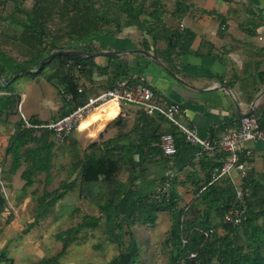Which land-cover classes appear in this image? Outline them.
<instances>
[{
  "label": "trees",
  "instance_id": "1",
  "mask_svg": "<svg viewBox=\"0 0 264 264\" xmlns=\"http://www.w3.org/2000/svg\"><path fill=\"white\" fill-rule=\"evenodd\" d=\"M163 1L0 0L1 92H6L3 91V85H10L19 72L45 75L50 65H56V72L47 76L46 79L50 83H54L56 79V84L63 90L66 107L60 116L62 118L70 114L77 106L84 104L88 95L99 92H96L97 86L93 77L96 73L107 75L110 69L113 70L109 88L116 81L130 77L131 66L127 61L121 58H106L108 64L101 66L97 58L91 56L101 52L97 43H100L101 38L118 36L125 28L136 27L146 32L152 38L154 45L160 40L165 41L166 49L154 51L157 56H163L164 61H170L174 54L180 56L188 52L186 47L180 45L182 33L172 31L162 22L161 16L165 12ZM29 2H31L30 7L27 6ZM179 5L180 3H177V11L180 10ZM10 28L16 33L12 35L7 33ZM147 42L146 40L143 42V47L151 50ZM8 43L25 46L30 51L29 56L23 57L12 52L13 47L10 48ZM6 47H9L8 51H4ZM57 51H75L84 55L64 54L47 59L39 71L27 73L30 70H37L43 59ZM81 88L83 91L80 93ZM104 90L106 89H102ZM17 96L11 91L0 95V120L4 114H7V117L10 114H16ZM69 96L72 97L71 101H67ZM136 115L135 125L129 131H127L129 125L127 119L121 116L116 118V116L109 125L118 126L120 132L117 136L101 142L103 139L101 133L99 138L102 139L90 143L83 152L75 150L78 144L76 134L71 136L67 143L58 145L55 142V133L41 127L47 122L30 119L28 122L37 128L28 129L25 127V120L20 117L14 124L15 131L6 149L4 161L7 162V168H10L4 171L3 179L6 183L8 177L24 167L21 174V178L25 181L21 190L23 195L26 189L35 184L36 177L40 174L46 173V180H50L54 149L68 145L75 150L72 151L74 161L68 177L78 173L84 189L99 187L101 194L98 203H94L93 199L92 203L96 209L98 207L107 215L116 210L125 196V185L118 181L123 166H128L131 183L138 178L141 164L153 162L158 158L167 159L162 146L163 134L158 133L154 124L157 123L156 118L168 121L157 115L149 116L138 108ZM256 115L253 116L258 118ZM170 125L174 131L177 130L174 125ZM108 126L103 132H106ZM174 131L172 133L175 135ZM133 142L136 144L135 147L131 145ZM178 149L179 146L176 144V151ZM136 152L140 155V165H137L134 160ZM216 154L222 155L223 161L210 169L211 174L208 180H211L214 168L221 166L227 158V154ZM249 176L247 174L243 178L245 182L241 184L248 195L245 197L247 207L245 219L238 226L223 222L229 211L244 206L236 199L233 185L227 183L223 189L216 186L206 187L200 199V203L205 205V210L202 218L196 223L189 222L187 217L191 210L196 208L197 202L175 211L177 203L174 195L166 201L164 196L155 190L152 195L139 197L135 201L130 216L116 214L117 232L130 236L133 233L132 227L137 223L155 227L158 214L167 211L173 216V224L164 243V248L170 250L167 264H264V190L261 192L254 188ZM75 184L76 180L61 188L67 190ZM57 192L58 190L45 193L41 198L38 220L48 207L47 200ZM6 206V198L3 197L0 199V216ZM216 219L219 221L218 225L215 224ZM101 221L102 217L91 215L76 226L59 232L57 238L63 242L62 250L55 256L43 259L39 264H60L61 258L66 255L69 246L77 240L81 230L85 227L94 228ZM210 228H214L215 232L206 236L205 233ZM218 228H222L223 231L220 232ZM123 256L114 257L108 264H116L125 259L124 264H138L140 258L138 250L133 254L130 253L127 258L123 259ZM0 264H12L6 251L0 252Z\"/></svg>",
  "mask_w": 264,
  "mask_h": 264
},
{
  "label": "crops",
  "instance_id": "2",
  "mask_svg": "<svg viewBox=\"0 0 264 264\" xmlns=\"http://www.w3.org/2000/svg\"><path fill=\"white\" fill-rule=\"evenodd\" d=\"M163 2L165 12L163 11L164 14L161 16L162 22L172 31L182 33L180 45L186 47L188 52L180 56L174 54L170 61H164V57L157 56L154 51L166 49L165 41L160 40L154 45L152 38L136 27L125 28L118 36L101 38L100 43L97 42L101 52L122 51L123 55L119 58H127L131 66L128 78L144 83L154 92L158 102L164 105L180 104L183 109V122L195 127L204 140L214 142L229 130L238 129L242 115L245 113L257 114L260 126L264 129V0H164ZM177 3H180L179 11H177ZM145 40L148 41L151 50L143 47ZM137 49L146 50L151 56L126 52ZM4 93L1 92L0 95ZM136 110V108L126 110L125 118L129 123L127 131L135 125ZM119 112L120 107L115 104L100 108L82 124L80 131L76 134H84L95 126L94 129L85 133L87 139L95 140L101 133L104 136L101 142L115 138L120 132L119 128L109 123L118 116ZM17 121L14 119L13 123ZM156 121L154 127L158 133L163 134L162 146L167 159L158 158L153 162L141 164L138 178L131 183L128 166H123L118 181L125 185V196L116 210L107 214L109 219L107 234L112 235H106L111 240L107 241V244L113 246L118 244V249L120 245L121 249L129 246V248L140 247L149 251L153 246L155 249L160 245L162 250L173 224V216L170 212L159 213L155 227L137 223L132 227L133 233L130 236L117 232L116 214L130 216L135 201L139 197L152 195L170 172L175 173L172 182V195L177 203L175 211L197 202L196 208L191 210L187 217L191 223H196L202 218L205 205L200 203V199L203 191L208 187L216 186L223 189L227 183L232 184L231 179L237 185L245 182L241 172L234 169L230 179L212 183V176L211 180H208L211 174L210 169L222 162L223 156L205 153L198 157L196 149L188 145L168 122L160 118H156ZM107 126V132H103ZM14 131L15 128L12 126L7 132L0 133V165H3L5 170L10 168H7V162L4 159ZM78 135H75L77 140L80 139ZM176 144L179 146L177 151ZM131 145L135 147L136 144L133 142ZM240 159L246 165L252 186L262 192L264 190V142H244L241 145ZM23 170L24 167L6 180V187H8L6 204L9 202V208L6 206V212L0 216V252L6 251L7 254L13 249L14 243L15 246L19 244L14 230L18 229L21 223L24 224L27 216L28 223L30 225L34 223L39 213L31 219L29 214L23 213L22 208L17 206L18 202L10 201V194L18 189L22 190L25 184L21 178ZM70 177V183L76 180L80 181L81 185L78 173ZM66 179L59 188L66 185L64 184ZM67 184H69L68 181ZM54 199L55 197L47 205L57 203ZM77 203L78 208L86 206V210L87 208L92 210V215L95 217H105V211L102 212V216H99L98 209L87 206L86 200L79 199ZM10 213L11 216L7 217ZM54 216L56 217L57 214ZM54 216L47 217L44 221L40 220V223L46 225ZM5 218L8 219L5 221ZM215 224H219L217 219ZM42 227L43 225L36 229L39 230ZM218 230L223 231L222 228ZM15 239L17 241L14 242ZM120 243L126 248H123ZM17 249L18 247L15 250ZM163 252L164 250L160 251L161 256ZM164 259L163 257V261Z\"/></svg>",
  "mask_w": 264,
  "mask_h": 264
},
{
  "label": "rangeland",
  "instance_id": "3",
  "mask_svg": "<svg viewBox=\"0 0 264 264\" xmlns=\"http://www.w3.org/2000/svg\"><path fill=\"white\" fill-rule=\"evenodd\" d=\"M30 3L31 2L27 3L28 7H30ZM8 32L10 35L16 33V31L11 28L7 30V33ZM139 44L141 45V42ZM8 46L10 48L13 47L12 52H15L23 57L29 56L30 51L21 44L8 43ZM9 47H6L4 51H8ZM102 59L103 61H101ZM123 60L127 61L128 59L123 58ZM97 62L101 63L99 64L101 66L108 64V61L101 57L97 58ZM38 69L30 71L35 73ZM56 70V65H50L45 75L21 74L17 78L14 77L15 80L10 85H3V91H11L12 93L15 92L18 96L15 101L16 114H10L9 117H7V114L2 116L0 120V133L7 132V130L14 126V119L18 120V118L22 116L28 121H30V119H35L33 117H36L37 119L47 123L51 122L49 120L53 119L52 121H57L60 118L66 107L65 98L62 94L63 90L60 85L56 84V79L54 83H50L46 79L47 76L52 75L56 72ZM112 71L113 70L110 69L109 74L107 75L97 73V75L93 76L97 86L96 92L109 88L108 86L112 80L111 77L113 76ZM1 91L2 89H0V93ZM94 128L95 126L87 130L85 133ZM85 133L79 134L80 136L76 134L80 138L77 146L75 147L76 151L83 152L90 143L96 141L97 139L101 140L104 138V136H102V138L98 137L95 140L87 139ZM75 150L74 148H70L68 145L55 148L50 180H46V173H42L36 177L35 184L26 189L23 195L19 189L10 194V201L18 202L19 204H17V206L22 208V212L29 214L31 219H34L36 214L39 212L40 200L44 194L53 193L58 190L57 193L52 195L51 199L47 200V203H50L49 201H53V197H55L54 201L57 203H52V205L49 204V206L44 210L45 213L41 215L42 217H40L39 220L37 219L36 222L30 225V223H28L29 217L27 216L24 220V224L21 223L18 226V229L14 230V233L17 234L19 239V241L15 239L14 242L17 241L19 244L15 246L14 243L12 246L13 249L8 251V259H10L11 256L14 258H11L12 264H14V261L15 264H39V262L43 259H48L49 257L57 255L62 250L63 246V242L57 238L58 233L76 226L84 220H87L88 217L92 215V210H89L88 208L86 210V206H80L81 208H78L77 205L79 204L77 201L79 199H83L88 202L87 206H94L92 199L94 200V203L97 204L98 199L100 198L101 193L99 192V187L96 188V186H94L92 189L91 187L84 189L83 186L81 187L80 181H76V184L73 187L71 186L70 189L68 188L66 192L63 188H59L60 184H62L64 179H66L71 172V165L74 161V154L72 151L74 152ZM70 178L71 177H68L66 179L68 183H70ZM67 181H65L64 184H67ZM76 188H78V191ZM61 191L64 192L60 193ZM8 203L7 207L9 208ZM97 209L98 215L102 216L103 211L99 210L98 207ZM4 212H6V209ZM55 214H57L56 217L54 216ZM9 216H11V213L7 217ZM38 216H40V214H38ZM50 216H54V218H51L48 224L45 225V223H40V220H47L46 218H50ZM7 219L5 218V221ZM108 220V216L105 215V217L102 218L101 223L96 227L83 228L77 235V240L69 246L68 252L61 258L60 264H108L114 257H121L124 255V259V257L127 258L130 253L133 254L137 252V250L140 255L138 264L168 263L170 250L164 248V244L162 248V250H164L163 256H161L160 253V251H162L160 245H158L155 249L153 246V248L149 249V251L140 247L129 248L128 246V249L121 243L122 247L126 249H121L120 245L118 249V244L116 246L108 245L107 241L111 240L110 237L106 235L112 236L110 231V234H107L109 230V225L107 223ZM41 225H43V227L37 230L36 228ZM17 247L18 249L15 250ZM122 252L124 253L122 254ZM163 257L165 258L164 261ZM125 260L118 261L116 264H124Z\"/></svg>",
  "mask_w": 264,
  "mask_h": 264
},
{
  "label": "built area",
  "instance_id": "4",
  "mask_svg": "<svg viewBox=\"0 0 264 264\" xmlns=\"http://www.w3.org/2000/svg\"><path fill=\"white\" fill-rule=\"evenodd\" d=\"M183 27V25H181ZM83 89H79L81 93ZM72 97H68L67 101H71ZM110 103L119 105L120 112L117 117L125 118L126 110L129 108H138L143 110L149 116H160L166 119L170 124L174 125L185 142L196 149L198 157L205 153H223L227 154L226 160L221 166L215 167L212 173V183H217L231 178L234 169L241 172L242 179L247 176L246 165L240 161L241 145L248 141L264 142V129L261 128L258 119L250 115L242 118L238 129L229 130L220 139L211 142L202 139L195 127L185 124L182 120L183 109L178 103H170L164 105L157 101L154 92L146 87L142 82H136L131 78L121 79L115 84L97 93L88 95L84 104L77 106L70 114L51 121L41 126L52 130L55 133V142L62 145L68 142V139L80 131L81 123L86 120L93 111L100 109ZM25 127L30 129L35 126L31 125L23 116ZM37 128V127H35ZM163 143V142H162ZM164 147V146H163ZM5 168L0 165V199H7L6 183L3 179ZM175 173L170 172L166 180L159 184L156 192L163 195L166 201L172 197V182ZM232 185L235 190L236 199L244 204L242 208H233L224 217V224L238 226L245 219L246 203L245 197L248 195L244 192L241 185H237L232 179ZM215 232L214 228H210L205 235L210 236ZM194 257V255H192Z\"/></svg>",
  "mask_w": 264,
  "mask_h": 264
},
{
  "label": "water",
  "instance_id": "5",
  "mask_svg": "<svg viewBox=\"0 0 264 264\" xmlns=\"http://www.w3.org/2000/svg\"><path fill=\"white\" fill-rule=\"evenodd\" d=\"M126 52L127 53H140V54L146 55L148 57L151 56V54L148 51L142 50V49H137V50H132V51H126ZM64 54L84 55V53H78V52H75V51H57V52L51 54L49 57H47V58H45V59L42 60L41 65H40L38 71L43 67V65L45 64V62H46L47 59H52V58H55V57H58V56H61V55H64ZM121 55H123V52L122 51H102V52H99V53L91 54V56L94 57V58H98V57L119 58ZM85 56H87V55L85 54ZM155 58L157 59L156 56H155ZM28 73H34V72L33 71H28ZM21 74H22V72H19L15 76V78H17ZM250 115H251V113H245V114L242 115V118L248 117ZM134 160L137 163V165H140V163H139V161H140V155L138 153H136V155L134 156Z\"/></svg>",
  "mask_w": 264,
  "mask_h": 264
},
{
  "label": "bare ground",
  "instance_id": "6",
  "mask_svg": "<svg viewBox=\"0 0 264 264\" xmlns=\"http://www.w3.org/2000/svg\"><path fill=\"white\" fill-rule=\"evenodd\" d=\"M110 104H115V103H110ZM108 105H109V104H108ZM115 105H117V104H115ZM118 106H119V105H118ZM97 110H99V109H97ZM97 110H96V111H97ZM96 111H93V112L90 114V116L93 115V113H95ZM90 116H89V117H90ZM89 117H88V118H89ZM88 118H87V119H88ZM87 119H86V120H87ZM86 120H84V121L81 123L80 127L82 126V124H83Z\"/></svg>",
  "mask_w": 264,
  "mask_h": 264
}]
</instances>
